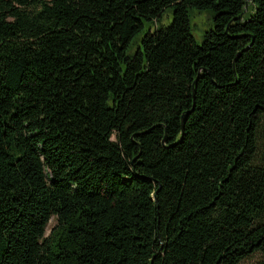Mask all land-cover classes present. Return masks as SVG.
Returning a JSON list of instances; mask_svg holds the SVG:
<instances>
[{"label": "trees", "instance_id": "1", "mask_svg": "<svg viewBox=\"0 0 264 264\" xmlns=\"http://www.w3.org/2000/svg\"><path fill=\"white\" fill-rule=\"evenodd\" d=\"M255 253L264 0H0V264Z\"/></svg>", "mask_w": 264, "mask_h": 264}, {"label": "rangeland", "instance_id": "2", "mask_svg": "<svg viewBox=\"0 0 264 264\" xmlns=\"http://www.w3.org/2000/svg\"><path fill=\"white\" fill-rule=\"evenodd\" d=\"M172 19V7H168L164 12L163 22L168 23ZM190 30L195 40L201 44L204 39V34L213 28V18L211 10L198 9L196 7L189 8ZM55 223L52 219L49 223L47 233ZM242 264H264V256L260 253H255L243 260Z\"/></svg>", "mask_w": 264, "mask_h": 264}]
</instances>
